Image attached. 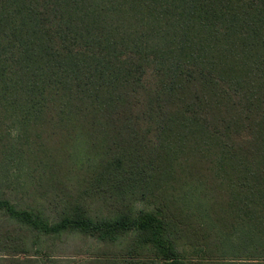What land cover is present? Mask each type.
Returning <instances> with one entry per match:
<instances>
[{
    "label": "trees",
    "instance_id": "16d2710c",
    "mask_svg": "<svg viewBox=\"0 0 264 264\" xmlns=\"http://www.w3.org/2000/svg\"><path fill=\"white\" fill-rule=\"evenodd\" d=\"M15 154L48 208L0 200V264H264V0H0Z\"/></svg>",
    "mask_w": 264,
    "mask_h": 264
},
{
    "label": "rangeland",
    "instance_id": "374dc122",
    "mask_svg": "<svg viewBox=\"0 0 264 264\" xmlns=\"http://www.w3.org/2000/svg\"><path fill=\"white\" fill-rule=\"evenodd\" d=\"M17 154L13 156H6L8 160L4 161V163H1L0 161V195H4L5 197L0 199L9 202L10 204L16 205L18 207H32L31 204H37L41 205L45 208H48V200L45 199V196H41V192L44 191L42 188L35 189L30 188V193L27 191V193H23L22 191H26L28 189V185L30 183V174H34L36 177H39L42 175V169H37L35 172L33 169L28 168L25 164L20 166L18 164V158L16 157ZM0 159L1 155H0ZM26 159V157L24 158ZM27 184V186H26ZM22 187V191L18 187ZM140 206V205H139ZM3 211H0V225H3ZM209 242V244L204 243H195L193 246L190 247V245L185 244L180 247V256L185 259H193V260H199V259H206V260H215L219 259V257H226V260H230V257L221 256L217 254V250L214 247L215 244L212 242ZM69 247L71 249L76 248V250L69 249L70 256H75L74 260L75 262H79L80 260H84L87 256L91 255V253H96L97 248L100 247V249L104 248L103 246L97 244V243H91L90 240H87L85 242H82L81 240H78L77 238L74 239V241H71L69 243ZM73 245V246H71ZM64 247V246H63ZM66 248V247H64ZM112 249V247H110ZM114 250V249H113ZM77 251L76 255L73 253ZM73 252V253H71ZM68 255V254H66ZM62 256V257H68V256ZM151 257V254L148 256ZM241 257H248L247 254H241Z\"/></svg>",
    "mask_w": 264,
    "mask_h": 264
}]
</instances>
